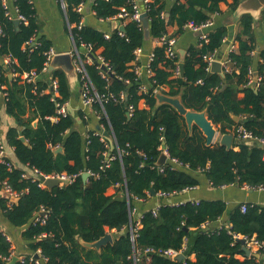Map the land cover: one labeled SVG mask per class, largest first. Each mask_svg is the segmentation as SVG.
Listing matches in <instances>:
<instances>
[{
	"label": "trees",
	"instance_id": "1",
	"mask_svg": "<svg viewBox=\"0 0 264 264\" xmlns=\"http://www.w3.org/2000/svg\"><path fill=\"white\" fill-rule=\"evenodd\" d=\"M64 1L76 45L80 48L84 43L101 49L113 71L108 83L101 78L96 66H87L97 92L106 97L127 93V103L111 99L103 106L93 105L99 126L114 135L116 145L101 139L99 126L87 135L75 127L76 118L84 127L89 123L88 115L82 110L77 117L70 114L57 121L49 119L57 116V107L51 94L46 93L50 81L43 69L52 43L41 33L42 26L32 0L13 1L19 13L28 19V25L21 23L18 30L14 20L5 16L0 2V23L4 30L0 39V88L6 94L7 113L15 121L8 131L7 142L22 166L15 167L8 158L0 161V182H7L19 194V201L10 205L11 199L0 190L2 220L14 228L24 229L22 239L32 253L40 250L48 259L47 264H256L254 258L243 261L237 258L244 254L239 236L264 244V208L256 205L248 204L244 213L240 206L235 207L227 223L218 226L227 211L223 201L163 204L156 214L153 210L143 214L135 240L130 231L137 200L150 199L151 190L158 196L196 187L199 185L196 173L200 169L205 170L214 188L231 185L264 188V147L243 144L236 150L234 144L227 150L218 142L207 146L198 127L194 126L191 133L185 118L176 109L168 104L158 105L155 92L180 97L188 110L206 112L221 135L233 134L236 139V129L243 125L256 137L264 138V63L259 66L260 84L255 88L249 84L256 51L254 18L246 14L239 19L241 32L237 36L238 48L230 56L233 66L230 72L223 71L222 75L210 72L205 58L216 54L228 35L225 26L217 27L208 31L207 42L199 38L196 45L188 48L182 76L176 75L178 58L169 55L166 46L155 47L150 63L151 89L141 94L131 62L135 50L147 45L143 27L136 21L122 20L125 22L123 35L113 30L106 39L103 31L80 26L82 16L76 7L87 0ZM242 1L148 0L140 6L149 15L151 40H155L164 35L179 38L187 25L199 26L226 9L235 12ZM122 8L132 14V0H95L92 5L95 17L103 21L113 20ZM261 18L264 22V10ZM34 36L35 45L25 46ZM5 56L17 62L5 64ZM262 59L264 61V53ZM32 71L41 78L36 83L24 81L22 74ZM11 74H14L12 82L9 81ZM51 77L59 82V102L72 100L66 73L57 69ZM200 80L202 84L198 83ZM142 100L144 109L139 108ZM131 105L134 111L129 117ZM234 117L239 120L235 121ZM35 121H38L36 127ZM21 137L27 143L22 142ZM163 143L170 157L178 159L188 169L173 168L171 164L157 165ZM57 146L63 148L62 153H56ZM25 166L44 175L66 173L75 180L53 189L44 188L33 178L23 177ZM85 172L90 173L86 183L82 179ZM116 186L118 192L108 195V190ZM41 210L47 213L44 224L34 222ZM107 230L116 231L113 244L100 251L82 244L98 241ZM185 244L187 250H184ZM149 247L184 250L185 256L195 254L196 260L144 254L143 250ZM11 252L12 244L0 225V264L9 263ZM17 264L34 263L26 256Z\"/></svg>",
	"mask_w": 264,
	"mask_h": 264
},
{
	"label": "crops",
	"instance_id": "2",
	"mask_svg": "<svg viewBox=\"0 0 264 264\" xmlns=\"http://www.w3.org/2000/svg\"><path fill=\"white\" fill-rule=\"evenodd\" d=\"M35 10L37 12V19L39 20L42 31L41 33L46 36V38L52 43V48L58 53H71L74 50V39L72 36V32L70 29V24L68 21L66 8H63L61 0H32ZM91 0H87V5ZM95 1V0H94ZM139 4H143L144 0H136ZM9 6L11 8L14 7V3L11 1ZM226 9V6H224ZM87 11V9H86ZM113 22H103L98 20L95 17L94 12H87L85 15V19L83 22L84 26L93 27L104 33H112L113 31ZM213 28L225 26L228 30V35L225 38L223 46L216 52L214 59L216 62H220L223 66V71H230L233 69L231 63V53L234 51V48H238L237 36L241 32V26L239 23V19L234 15V12L226 9L223 14L216 15L213 17ZM16 27V26H15ZM253 37L255 40L256 51L254 52V61L252 66L253 73V81L250 85L253 87L254 83V74L256 72L259 73V66L263 64L264 61L262 59V55L264 53V22L262 18L260 20H254V31ZM200 36L197 35V32L193 30L186 29L185 32L178 38L177 41V56L178 60L181 63V54L180 50H188L190 46L196 45L198 43ZM156 44L155 40H151L147 42V45L143 48L144 52L142 55V64L145 68L147 66L148 57L150 53L154 50ZM3 62L5 63V57L3 58ZM0 63H2V59L0 58ZM6 64V63H5ZM228 71V72H230ZM210 72L211 67H210ZM259 79H261L259 73ZM140 81L150 85L149 78L143 74L141 75ZM73 94V93H72ZM81 94V92H80ZM80 94H73V99L70 100V114H73L77 117V113L81 110V101ZM139 108H145L144 100L140 101ZM86 116L88 115L89 123L87 127L83 126V122L76 118L75 127L86 134L93 129L97 130L99 126L98 116L94 109L86 110ZM15 125L14 119L9 116L6 110V97L5 93L0 88V141L3 150L6 153V157L11 161V163L15 167L22 168L16 160L15 153L13 148L7 142V134L11 127ZM85 128V130H84ZM102 131V130H101ZM218 142V141H217ZM216 144V143H215ZM234 147V144L232 148ZM238 150V146L234 147ZM196 177L199 180V185L194 189L186 192H181L175 195H172L167 198H160L158 196H152L150 199L137 200L135 202L134 211L132 212V223L137 224L139 220H141L143 214L149 210H153L158 206L163 204L169 205H179L186 202L193 201H223L227 205V211L222 220L219 221L218 226H221L227 223L228 216L230 212L237 206H241L243 204H251L264 208V191H251L244 189L243 187H239L237 185H231L221 188H214L210 185L206 175L204 173H196ZM119 187H111L108 190V195H115L118 192ZM0 225L1 229L5 234H9L12 236L15 244V252L17 255H31V251L28 248L27 242L22 239V231L24 229H17L10 226L5 220H2L0 216ZM205 229H209V226H206ZM109 234L115 237L116 231H109ZM254 239V238H253ZM255 240V239H254ZM249 248L252 251V255L259 264H264V253H261L259 247L255 244L250 245ZM185 250H187V244H185ZM184 255V253H183ZM185 256V255H184ZM189 258L192 261L196 260V255L192 254L190 257L185 256V259ZM239 260H245V254L237 255ZM184 259V260H185Z\"/></svg>",
	"mask_w": 264,
	"mask_h": 264
},
{
	"label": "built area",
	"instance_id": "3",
	"mask_svg": "<svg viewBox=\"0 0 264 264\" xmlns=\"http://www.w3.org/2000/svg\"><path fill=\"white\" fill-rule=\"evenodd\" d=\"M13 2L14 0H0L1 4H2V9H4L5 12V16L8 17L11 20H19L20 24L24 23L25 25H28V19L19 13L18 8H16L15 6L13 8H11L9 6L10 2ZM144 4L148 3V0H144L143 1ZM62 6L63 8H66V3L64 0H61ZM133 6H134V11L132 14H130L125 8L121 9V13L119 15H117L113 20H109V21H103V22H112V21H120L121 24L120 26L124 27L125 26V22L129 21V20H133L136 21L141 27H143L142 25V21H141V17L144 13H147V11L145 9H143L140 4L136 1V0H132ZM87 9V1L86 2H82L80 3L77 7H76V11L82 16V20L80 22V26H84L83 22L85 19V15L87 13L86 11ZM164 16V14H163ZM122 20H124L125 22H123ZM214 22L213 20H208L207 22L199 25V26H195L194 24H189L187 25L186 29L188 30H193L195 32H201L200 34V40L202 41H208V36H209V30L213 28ZM71 29V26H70ZM119 30V29H117ZM119 33L121 35H123V32L121 30H119ZM111 33H105L106 39L110 38ZM4 36V30L2 27V24L0 23V39ZM177 41L178 38L176 36H168V35H164L161 38L155 39V42L158 46H166L167 51L169 53V55L173 56V57H177ZM36 43V38L35 36L32 37L26 44L25 46L28 45H32L34 46ZM234 50H236V48H234ZM143 47L137 48L134 52V59L131 62V70L135 72L136 76H137V80L139 81V92L141 94H147L150 89H151V82L150 85L143 83L140 81L141 75L143 74V72L145 73V75L149 78H151L152 76V71L150 68V63L153 61L154 58V52L152 51L148 57V62H147V66L144 68L143 64H142V55H143ZM59 53L56 52L53 48H51L47 53H46V58L47 61L45 63V67L43 69V74L47 72L50 63L53 59L54 56L58 55ZM71 54L73 55L74 58V65L76 68V71L79 75L80 78V82H81V94H80V101H81V110L86 112V110H90V109H94L93 105L95 103H99L103 106L104 102H107L108 100H115V101H123L125 103H127L128 101V97H127V93L126 92H121L120 94H118L117 96L111 94L109 96H103L100 95L91 78L90 75L88 73L87 70V66L88 65H94L96 66L97 70L99 71V75L101 76L102 79H104L106 82L109 83L110 78L113 76V71L111 69L110 64L103 58L102 54H101V49H94V47L92 45H87L82 43L81 47L79 48L75 41H74V50L73 52H71ZM214 55H209V56H205V58L209 61V66L211 67L212 63L215 62L214 59ZM17 61H14L12 59L11 56H5V63L11 64V63H15ZM210 67H209V71H210ZM228 71H230V69H227ZM14 77V74H11ZM176 75H181V69H180V62H179V67L177 68L176 71ZM41 78V75L35 71L32 72H24L22 74V79L28 83H36L39 79ZM50 81V86L47 89L48 94H51L52 96V101L56 104L57 107V116L56 117H51L49 119L53 120V121H57L59 118L61 117H67L70 115L71 112V108H70V102L64 103L62 104L61 102H59V98L60 96V90H59V82L57 79H54L53 77L49 78ZM253 81V73L252 71L250 72V83ZM261 79L258 80V85L260 84ZM198 83L202 84V80H200ZM249 83V84H250ZM156 93H158V91H155ZM6 96V94H5ZM134 111V107L131 105L129 106V117L132 116V112ZM100 130L98 132V134H100L101 139L104 140L106 139L103 136V132H105L104 127L103 126H99ZM102 130V131H101ZM236 134H237V140L240 141H244V142H254L257 144H260L261 147H264V138H258L256 137L251 131L247 130L243 125H240L237 129H236ZM115 144V143H113ZM116 145V144H115ZM56 150L60 149L59 146H57L55 148ZM162 153L165 154V156L167 157V162L166 164H171L173 168H187L188 166H183V164L181 162H179L178 159L175 158H171L167 148L163 149L162 148ZM122 153L119 151V155H121ZM7 158L6 157V153L5 151L2 150L0 151V161L4 162V159ZM165 164V165H166ZM164 166V165H163ZM209 166V165H208ZM24 173H23V177L25 178H33L34 181H38L39 185L41 187L47 188L45 186V181H43V179L47 180V179H60L62 182V185H68L74 182L75 178L72 176L67 175L66 173L63 174H55V175H44L41 172H39L36 169H30L29 167H24ZM161 171H164V169H161ZM204 169H200L197 172L198 173H204ZM89 173V172H87ZM90 174V173H89ZM193 188H187L182 192H186V191H190ZM244 189L247 190H251V191H264V188L261 186L258 187H249V186H244ZM0 190L4 191L9 198L11 199L9 201V204L12 205L14 204L13 202V198H19V194L17 192H15L12 187L7 183V182H0ZM178 193H159L158 197L160 198H167L170 197L172 195H175ZM184 204V203H183ZM160 206H158L157 208L153 209V213L156 214V212L158 211V208ZM241 207V211L244 213L247 211L248 209V205L247 204H243L240 206ZM134 211V209H133ZM132 211V212H133ZM44 214V215H42ZM47 217V213L45 212V210H41V212L35 217L34 222H40V223H45V219ZM141 228V220L138 221L137 224H133L131 223L130 225V231H131V235H132V239L135 240L137 237V231L138 229ZM6 238L8 240V242H10L12 244V252H11V256L7 259L8 262L12 261V259L14 257H18L19 261H24L26 256L30 257V261L34 264H47L48 259L46 257H44L41 253L40 250L31 253V255H17L15 252V244H14V240L12 238V236H10L9 234H5ZM45 237V235H44ZM238 238H244L239 236ZM247 240V246L249 247L250 245H256L257 247H259L261 253H264V244L260 243L254 239L252 240H248L247 238H244ZM185 250V248H184ZM184 250H173V249H168V250H156L154 248H146L143 250L144 254H152V253H159V254H163L165 257H168L170 259H176L178 258L180 255H183ZM140 252V251H137ZM256 264H259L258 262H256Z\"/></svg>",
	"mask_w": 264,
	"mask_h": 264
},
{
	"label": "water",
	"instance_id": "4",
	"mask_svg": "<svg viewBox=\"0 0 264 264\" xmlns=\"http://www.w3.org/2000/svg\"><path fill=\"white\" fill-rule=\"evenodd\" d=\"M94 3V0H91L88 5H87V12L91 11L92 5ZM264 10V0H243L241 4L238 6V8L235 10L234 15L240 19L243 15L249 14L251 15L255 21L260 20L262 16V11ZM143 29H144V38L146 42L151 41V29H150V20H149V15L147 13H144L141 17ZM121 22L120 21H115L113 22V30H121L124 31V27L120 26ZM14 25L16 26V29H19L20 26V21L15 20ZM201 32H197V35L200 36ZM181 54V63H180V69H181V76L183 75L184 71V62L185 58L187 55L186 50H180ZM61 69L63 70L68 78V82L70 85L71 92L75 95L80 94L81 92V82L79 75L76 71L75 65H74V58L71 53H59L58 55L54 56L50 66L45 73L46 78H51L52 73L57 70ZM211 71L213 73L217 74H223V66L220 62H213L211 65ZM254 83L253 87L258 86V80H259V73L256 72L254 74ZM9 81H13V75H9ZM158 105L162 104H168L172 106L176 111L185 118L186 124L188 126L189 131L192 133L194 126L198 127L203 135L206 138V145L207 146H212L215 143H218L221 146L226 147L227 150H231L233 144L240 146L243 144L249 145V146H258L261 147L260 144L254 143V142H244L240 141L234 138L233 134H224L221 135L218 128L214 125L212 121H210L207 117L206 112H195L192 110H188L182 103L180 97H170L162 92H158L156 95ZM235 121H238V117H234ZM38 125V121L34 122V126L36 127ZM103 136L111 141L112 143L116 144V139L114 135L111 132L105 131L103 132ZM22 142L27 143L26 139L24 137L20 138ZM219 139V140H218ZM163 149H166V144L163 143ZM63 148H60L56 150V153H62ZM167 162V157L165 156L164 153L161 154L157 165L158 166H163ZM90 174L85 172L82 175L83 181L86 183L87 180L89 179ZM45 181V186L49 189H53L55 187L61 186L62 182L60 179H43ZM152 196H155V192L151 190ZM14 203H17L19 201V198H13L12 199ZM44 215V214H42ZM238 241L242 244V250L245 254L246 258H251L253 257L251 249L247 246V240L244 238H238ZM114 243V238L111 234L107 233L105 236H103L101 239L94 243H82L84 246L90 249H96L100 251L104 246H107L108 244H113ZM179 260L183 261L185 259L184 255H180L178 257ZM19 261L18 257H14L12 261H10L8 264H17Z\"/></svg>",
	"mask_w": 264,
	"mask_h": 264
},
{
	"label": "rangeland",
	"instance_id": "5",
	"mask_svg": "<svg viewBox=\"0 0 264 264\" xmlns=\"http://www.w3.org/2000/svg\"><path fill=\"white\" fill-rule=\"evenodd\" d=\"M219 140V139H218Z\"/></svg>",
	"mask_w": 264,
	"mask_h": 264
}]
</instances>
